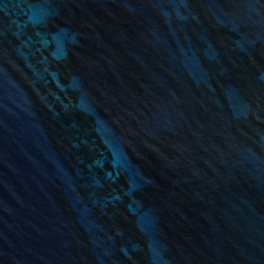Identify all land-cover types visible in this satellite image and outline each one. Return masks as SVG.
I'll return each mask as SVG.
<instances>
[{
    "label": "water",
    "instance_id": "water-1",
    "mask_svg": "<svg viewBox=\"0 0 264 264\" xmlns=\"http://www.w3.org/2000/svg\"><path fill=\"white\" fill-rule=\"evenodd\" d=\"M0 264H264V0H0Z\"/></svg>",
    "mask_w": 264,
    "mask_h": 264
}]
</instances>
